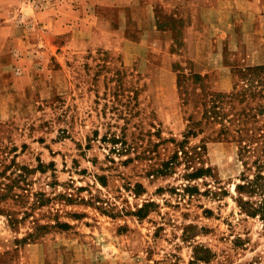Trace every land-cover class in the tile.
<instances>
[{
  "label": "rangeland",
  "instance_id": "obj_1",
  "mask_svg": "<svg viewBox=\"0 0 264 264\" xmlns=\"http://www.w3.org/2000/svg\"><path fill=\"white\" fill-rule=\"evenodd\" d=\"M105 1L0 0V264H264V0Z\"/></svg>",
  "mask_w": 264,
  "mask_h": 264
},
{
  "label": "trees",
  "instance_id": "obj_2",
  "mask_svg": "<svg viewBox=\"0 0 264 264\" xmlns=\"http://www.w3.org/2000/svg\"><path fill=\"white\" fill-rule=\"evenodd\" d=\"M228 130L222 131L223 138L229 137ZM249 130L242 128L241 134L234 138L239 145V159L245 167L237 185L238 201L249 214L260 216L264 221V129L258 133Z\"/></svg>",
  "mask_w": 264,
  "mask_h": 264
},
{
  "label": "crops",
  "instance_id": "obj_3",
  "mask_svg": "<svg viewBox=\"0 0 264 264\" xmlns=\"http://www.w3.org/2000/svg\"><path fill=\"white\" fill-rule=\"evenodd\" d=\"M12 1V0H11ZM103 4H108L110 7V9H113V7L115 9H118L119 10V21L121 22L120 24V27L119 28H122V26L124 27H128V22L133 19L132 15H133V10H134V7L133 6H129L127 4H124L122 1H118V0H109V1H105V2H102ZM10 4V3H8ZM83 1L82 3L79 5V9L77 11V15L80 17V15L82 13H84L83 11ZM97 3H94V5H96ZM65 5V4H64ZM10 9V5H7V3L5 4L4 8H3V11L0 12V30L1 29H4V28H7V27H10L9 24L7 23L6 24V21L3 19V14ZM92 11H94V9H91ZM128 11L130 13H128ZM98 19L97 20H100L103 19L105 20L106 22H110V24L112 25V21H113V18L109 15V16H97ZM117 19V20H118ZM56 20V19H55ZM116 20V19H115ZM58 21V20H57ZM170 36V31L169 30H164V29H161V45L164 43V37H168ZM12 41H8V42H5L3 41V43L1 44V46L7 51L6 54H13L14 50L12 49Z\"/></svg>",
  "mask_w": 264,
  "mask_h": 264
}]
</instances>
